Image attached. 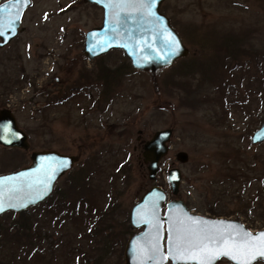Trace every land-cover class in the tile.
I'll list each match as a JSON object with an SVG mask.
<instances>
[{"label":"rangeland","instance_id":"rangeland-1","mask_svg":"<svg viewBox=\"0 0 264 264\" xmlns=\"http://www.w3.org/2000/svg\"><path fill=\"white\" fill-rule=\"evenodd\" d=\"M161 10L189 52L156 72L133 70L122 50L86 56V33L104 15L87 0H32L19 34L0 47V109H12L30 142L29 150L0 144V174L28 165L35 150L77 158L52 194L28 209L27 226L38 237L27 239L28 246L19 242L23 235L11 233L20 216L0 215L1 259L127 264V241L142 229L130 223L131 208L154 184L195 214L264 229V142L250 139L264 121V0H165ZM232 31L246 53L261 50L257 63L241 51L228 58L223 40ZM105 64L119 67L109 93L98 81ZM166 128L173 129L171 148L152 181L143 144ZM173 167L183 174L176 196L168 182ZM67 206L76 209L73 216ZM216 264L233 263L221 258Z\"/></svg>","mask_w":264,"mask_h":264},{"label":"water","instance_id":"water-1","mask_svg":"<svg viewBox=\"0 0 264 264\" xmlns=\"http://www.w3.org/2000/svg\"><path fill=\"white\" fill-rule=\"evenodd\" d=\"M103 9V22L100 26L87 31L84 42V52L89 59H94L111 50H122L135 69L155 72L171 66L177 59L185 57L189 49L182 37L173 27L170 18L161 12L165 0H155L152 11L155 15L148 16L144 10L133 7L121 8L118 0H87ZM31 0H7L0 4V47L8 45L20 31L25 10ZM171 37V40H169ZM175 49V51H174ZM173 129L158 130L145 142L143 157L147 163L149 179L155 181L160 171L162 159L170 151ZM252 143L264 142V121L251 136ZM0 144L5 147L30 149L29 136L22 129L10 108L0 110ZM182 155V160L186 159ZM30 164L14 171L0 174V202L4 211L21 212L40 204L54 191L56 182L75 164V155L65 154L55 149L35 150L30 154ZM66 162L67 167H61ZM51 177V179H49ZM168 181L171 193L178 195L181 189L183 174L179 167L168 171ZM189 217L208 222L199 228L211 225L234 227L259 235L264 229L253 232L237 219L212 218L190 211L184 200L170 199L168 191L160 185H152L141 196L130 211V223L135 228H142L127 241L124 255L127 264H153L147 260L151 254V245L160 234L159 244L161 254H168L170 226H178L180 221L189 225ZM147 219L148 223L143 220ZM226 258L227 257H221ZM220 258V259H221ZM219 259V260H220ZM264 257H257L252 264ZM173 260L171 257L164 261ZM215 261V264L219 261ZM229 260V259H228ZM231 261V260H229ZM233 264L234 262L231 261Z\"/></svg>","mask_w":264,"mask_h":264},{"label":"snow or ice","instance_id":"snow-or-ice-1","mask_svg":"<svg viewBox=\"0 0 264 264\" xmlns=\"http://www.w3.org/2000/svg\"><path fill=\"white\" fill-rule=\"evenodd\" d=\"M154 3L155 0H118L117 6L144 10L148 16H152L155 15L152 11ZM61 167H67V163H62ZM2 211L4 206L0 202V212ZM188 220L189 225L180 221L178 226H170L168 254H161V237L158 233L156 242L151 245V254L146 259L152 260L153 264H163L170 257L173 264H215L221 257H227L234 264H252L257 257H264V233L253 235L242 226L233 225L213 224L199 228V225H207L208 222L192 217ZM143 222L148 223V220L144 219Z\"/></svg>","mask_w":264,"mask_h":264},{"label":"trees","instance_id":"trees-1","mask_svg":"<svg viewBox=\"0 0 264 264\" xmlns=\"http://www.w3.org/2000/svg\"><path fill=\"white\" fill-rule=\"evenodd\" d=\"M233 35H236L235 33H233V31L231 32V33H229V32H226V34H225V37H224V45L226 46V49H227V52H228V58H238V54H239V52L241 51V55H248V56H251L252 58H253V61L254 62H256L257 63V61H258V59H259V57H260V52H261V50H258L257 49V51H255V49L253 50V51H250V53H246V51H247V49L246 48H241L240 47V42H238V37H237V39L235 40V38H233ZM237 36V35H236ZM240 37H242L243 38V36L242 35H240ZM251 50V49H250ZM228 58H226V60L228 59ZM220 60H223L221 57H220ZM225 62H227V61H225ZM227 64V63H226ZM236 66V65H235ZM119 67L117 66V67H112V66H109L108 64H105V65H102V67H101V69L102 70H104V72L102 71V70H100L99 71V73H98V78L99 79H101V80H104V82H105V84L107 85V87L110 85V82H109V80H110V75H112V76H114L115 75V73H113L112 74V72H116L117 70L116 69H118ZM110 69H113V71H111V72H107L106 73V70H110ZM116 70V71H115ZM111 73V74H110ZM83 76V75H82ZM103 76H105V77H103ZM182 86L184 85V83L182 82V83H180ZM106 87V88H107ZM109 88V87H108ZM262 101H264V97L262 96V99H261ZM77 185V184H76ZM77 186H82V184H79L78 183V185ZM50 199H53V198H50ZM61 200H63V199H61ZM50 201V200H49ZM83 201H84V198L83 197H80L78 200H77V202H76V205H77V208H80L81 207V204L83 203ZM64 202H62L61 201V205L63 204ZM69 203V202H68ZM70 204H73V203H71L70 202ZM74 206H75V203L73 204ZM66 210L68 211H72L71 212V216H73L74 214H75V211H76V209H74V207L72 208V209H70V207L69 206H67L66 207ZM75 210V211H74ZM8 213H13V214H15V216L16 215H19L20 216V219H19V221H17V222H15V224L14 225H12V229H14V230H12V234L13 235H15L16 236V238H18V236L19 237H21L22 235V237H21V239L22 238H24V236L26 237L24 240H25V243L24 242H21V239L19 238V242L20 243H23V247L24 246H28V244H27V239H29L30 238V240H33V239H37L38 237H36V236H33V234H31V226H27V215H28V213H29V210L27 209V210H25V211H22V212H19V213H16V212H14V211H10V212H8ZM78 213L80 214V210L78 211ZM81 213H82V211H81ZM88 217H89V215H86V220L88 219ZM93 218H94V215H93ZM94 221V223H99L100 222V218H96L95 217V219H93ZM91 222H92V220H91ZM92 222V223H93ZM88 223H89V221H88ZM35 230V229H34ZM36 231H37V229H36ZM16 238H15V240H16ZM107 244V247H105L103 250L104 251H106V252H109V250H110V247H109V244H111V243H109V240H108V242L106 243ZM23 247H21V248H23ZM103 256V258H104V255H102ZM15 262H18V260L15 258V260L13 261V259L12 260H10L9 259V261H5L4 259H1L0 258V264H15ZM88 263H91V262H88Z\"/></svg>","mask_w":264,"mask_h":264},{"label":"flooded vegetation","instance_id":"flooded-vegetation-1","mask_svg":"<svg viewBox=\"0 0 264 264\" xmlns=\"http://www.w3.org/2000/svg\"><path fill=\"white\" fill-rule=\"evenodd\" d=\"M5 1H7V0H5ZM5 1L0 0V4H1L2 2H5ZM11 42H12V41H11ZM8 45H9V44H8ZM8 45H6V46H8ZM6 46H4V47H6ZM4 47H2V48H4ZM116 70L118 71V69H116ZM116 70H115V71H116ZM133 70H135V69L133 68ZM135 71H137V70H135ZM86 75H87V73H83V76H84L83 78L86 79V80H88L89 78H88V76H86ZM103 77H105V76H103ZM105 78H106V77H105ZM56 80L58 81L57 78H55V81H56ZM99 80H101V79L98 78V81H99ZM91 81H92V80H91ZM91 81L89 82V84H87L88 82L83 83L82 86H84L85 88H86L87 86H89V85L91 86V84L94 83V82L91 83ZM103 81H104V80H103ZM109 82H110V85L108 86L109 88H108L107 85L105 84V87H107V88H105V91H106L107 93H109V92L111 91V86H113V85H112V80H109ZM90 83H91V84H90ZM79 88H80V86L76 85V86H74L72 89H73V90H80ZM5 108H9V107H5ZM10 109H11V108H10ZM0 110H1V109H0ZM144 145H145V143L143 144V151H144ZM2 146H3V145H2ZM4 147H5V146H4ZM7 148H9V147H7ZM45 150H48V149H45ZM65 154H66V153H65Z\"/></svg>","mask_w":264,"mask_h":264}]
</instances>
